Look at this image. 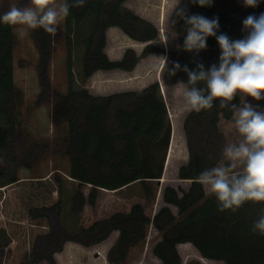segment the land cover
Wrapping results in <instances>:
<instances>
[{
    "label": "trees",
    "instance_id": "trees-1",
    "mask_svg": "<svg viewBox=\"0 0 264 264\" xmlns=\"http://www.w3.org/2000/svg\"><path fill=\"white\" fill-rule=\"evenodd\" d=\"M72 2L69 0L70 4ZM126 2L128 0H86L82 7L70 8V15L65 18L70 76L73 75V50L79 46L83 48L81 67L85 78L98 71L134 70L139 60L134 48H127L122 57L115 60L105 51L106 32L111 27L119 28L135 41L146 43L141 53L143 56L165 53L162 46L153 42L159 37L158 28L125 6ZM177 5L170 12L168 26L183 45L185 25L182 19L175 17ZM179 6L186 7L188 15L198 14L209 19L218 17L217 35L224 33L229 38L249 15L242 12L243 0H213L210 7H201L191 0H180ZM254 9L257 16L264 13V0ZM174 19L177 21L175 24ZM13 30L14 26L0 23V117L6 125L0 131V188L15 184L20 179L15 143L17 89L14 83ZM236 32L233 40L242 39L247 34L242 29ZM34 37L39 51L38 78L42 87L37 100H46L51 94L48 66L53 35L37 28L34 29ZM220 54L216 38L208 37L207 48L192 61L183 58L181 68L187 65L190 70H195L197 63H203L207 70L212 64L219 65ZM164 78L166 83L188 82V76L182 70L175 75L164 71ZM197 86L203 87L204 84L201 82ZM158 89L159 83L154 82L142 90L124 93V96H132L133 100L131 106L120 105L113 111L116 128L110 125L107 117L116 97L113 94L96 97L86 88L77 90L69 83L67 93L59 99L55 98L53 120L56 124L65 121L68 125L63 153L70 161L69 176L78 183L72 196L71 214L78 215L86 207H96L103 190L120 191L134 181H140L144 190L143 196L134 198L127 209H115L90 224H80L84 239L78 241H87L88 244L99 242L112 230H117L118 238L108 253V259L111 264H124L132 250L144 246L149 228L153 226L161 232V239L152 248L153 254L160 260L159 264H181L178 246L183 243H191L207 260L222 261L224 264H264V236L251 231L253 222L264 210V202H246L236 212H220L215 196H206L204 187L196 182L198 175L215 166L220 158L224 138L217 132L219 118L232 119L230 110L221 109L219 101L214 102L212 109L191 111L185 117L183 127L190 156L188 162L181 166L178 177L190 179V187L182 190L180 195L173 186H166L163 191L166 205L153 210L155 194L148 181L162 175L171 132L167 105L158 94ZM233 103L239 104L240 97L237 96ZM161 153L162 159H158L155 155ZM31 154L32 151L28 150L25 155L30 158ZM56 183L59 188L53 202L32 204L27 210L30 219L46 222L48 232L38 237L45 236L46 243L52 244L53 248L57 247L59 238L53 233L50 213L60 215L62 211V180L58 178ZM169 205L177 208V214ZM72 237L65 236V239ZM11 242L10 233L1 227L0 249ZM39 244L37 238L32 241L33 255ZM30 260L26 257L17 264H27L26 261Z\"/></svg>",
    "mask_w": 264,
    "mask_h": 264
},
{
    "label": "rangeland",
    "instance_id": "rangeland-1",
    "mask_svg": "<svg viewBox=\"0 0 264 264\" xmlns=\"http://www.w3.org/2000/svg\"><path fill=\"white\" fill-rule=\"evenodd\" d=\"M179 1L128 0L125 5L158 28L159 37L153 42L156 46L164 48V54L152 53L143 56L141 53L146 43L127 37L117 27L107 30L105 51L111 59H120L129 47L134 48L137 52L139 60L131 72L117 69L98 71L85 78L81 67L83 48L79 46L73 50V75L70 76L67 66L65 19H63L51 42V58L48 66L51 94L49 92L50 96L47 95L46 100H37L42 87L38 78L39 51L34 30L25 31L24 26H14L13 63L14 83L17 89L15 143L20 179L15 184L0 188V228H6L12 238L9 245L0 249V264H17L19 261L25 260L26 257L31 259L30 262L26 261L27 264H111L108 253L117 241L118 231L112 230L105 239L88 244L87 241H78L84 239L80 224H90L94 219L105 216L107 212L115 209L125 210L134 198L143 196L144 190L140 181H134L120 191H101L96 207H86L78 215L71 214L72 196L78 183L69 176L70 161L63 153L68 125L65 121L56 124L52 116L55 98L59 99L67 93L69 83H72L77 90L86 88L91 95L96 97L115 95L107 117L110 125L116 128L113 111L120 105L131 106L133 100L132 96L123 94L142 90L154 82H158V94L166 102L171 132L165 151L166 155L164 154L162 175L148 181L155 194L153 210L157 211L166 205L163 200V191L166 186H173L180 195L182 190L189 189L190 179L178 177L181 166L188 162L190 156L187 136L183 127L189 111L183 103L179 82L168 81L169 83H166V78H164V71L170 72L175 63L178 62L181 65L183 58L186 61H192L197 55L195 52L186 51L183 54V48H177V45H182L179 36L172 32L168 26L170 12ZM60 2L61 0H56L57 4ZM13 5L23 8L30 5V0H0V15ZM242 12L255 15L256 10L244 6ZM238 26L230 39L233 40L236 37V31L243 30V24ZM186 35L187 32L184 30L183 36L186 37ZM247 102L264 109V100L255 101L248 97ZM5 126V121L0 117V131ZM208 128L212 129L209 125ZM217 132L223 135L224 144L216 165L222 160L224 146L238 139L232 119L221 116L217 124ZM8 140L10 143V139ZM28 150L32 151L30 158L25 155ZM162 154L155 156L162 159ZM58 178L62 180V211L60 215L50 213L53 233L59 238L57 247L53 248L52 244L46 243L45 236L38 237L40 234L48 232L49 227L46 222L30 219L27 210L32 204L35 205L42 201L53 202L56 199L58 187L56 179ZM205 193L206 196L211 195L206 190ZM169 207L177 214L178 210L175 206L169 205ZM65 236L73 237L65 239ZM36 238L40 247L33 255L31 243ZM160 239L161 232L151 226L144 246L132 250L124 264H159L160 260L153 254L152 248ZM178 249L182 257L181 264H224L222 261L203 258L191 243L180 244Z\"/></svg>",
    "mask_w": 264,
    "mask_h": 264
},
{
    "label": "clouds",
    "instance_id": "clouds-1",
    "mask_svg": "<svg viewBox=\"0 0 264 264\" xmlns=\"http://www.w3.org/2000/svg\"><path fill=\"white\" fill-rule=\"evenodd\" d=\"M86 0H30V5L19 8L15 5L0 15V23L7 26H24V30L43 28L53 36L60 22L70 15L71 7H82ZM201 7L211 6L213 0H191ZM245 7H258L261 0H243ZM175 17L184 21L187 35L183 45L186 52L199 53L207 48V38L215 37L220 47L219 65L212 64L205 70L197 63L195 70L187 65L181 68L177 62L170 75L184 71L188 82L178 84L187 111L200 112L212 109L219 101L221 109H229L238 139L227 143L222 160L216 166L206 168L196 182L214 195L218 211L236 212L246 202H264V109L247 102L264 100V13L250 14L243 21L242 39L232 40L226 34L217 35L219 18L188 15L186 7L175 10ZM176 19L173 20L175 24ZM165 59V58H164ZM166 64V60H165ZM203 82V87L197 85ZM240 97V103L233 101ZM251 231L264 236V210L253 222Z\"/></svg>",
    "mask_w": 264,
    "mask_h": 264
},
{
    "label": "crops",
    "instance_id": "crops-1",
    "mask_svg": "<svg viewBox=\"0 0 264 264\" xmlns=\"http://www.w3.org/2000/svg\"><path fill=\"white\" fill-rule=\"evenodd\" d=\"M73 181H76V180H74V179H72ZM77 182V181H76ZM3 188V187H2Z\"/></svg>",
    "mask_w": 264,
    "mask_h": 264
}]
</instances>
